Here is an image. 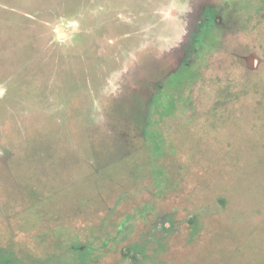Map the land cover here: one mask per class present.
Returning <instances> with one entry per match:
<instances>
[{
    "label": "rangeland",
    "instance_id": "rangeland-1",
    "mask_svg": "<svg viewBox=\"0 0 264 264\" xmlns=\"http://www.w3.org/2000/svg\"><path fill=\"white\" fill-rule=\"evenodd\" d=\"M201 2L0 0V260L264 264V0L223 6L161 157L141 128Z\"/></svg>",
    "mask_w": 264,
    "mask_h": 264
},
{
    "label": "trees",
    "instance_id": "trees-1",
    "mask_svg": "<svg viewBox=\"0 0 264 264\" xmlns=\"http://www.w3.org/2000/svg\"><path fill=\"white\" fill-rule=\"evenodd\" d=\"M236 3L237 9L234 11L235 13H242L244 17H247L248 19L252 17L251 14L254 12H260V6L262 0H217L216 3L222 7L224 5H233V3ZM259 10L256 12V9ZM225 7V6H224ZM233 7V6H232ZM202 67H203V61H191L188 65H184L182 68H180L175 74H180L181 71L184 73L185 76L184 78L177 83L176 85H171L169 81L167 84H164V87L168 89L169 99L166 102V105L168 106L167 111L162 112V111H148L145 114V118L143 120L142 124V130H143V135L146 141L149 143L150 146V153L151 155L156 154V156L161 157L163 155V144L165 142V138L161 131L157 128V124L160 121V119L170 116L172 113L176 112L179 106H184L182 105L183 103H186V98H185V93L189 92L192 90L194 85L199 82L202 78ZM184 68V69H183ZM183 69V70H181ZM173 74V76L175 75ZM171 78V77H170ZM168 78V80H170ZM162 92V89H158L157 93ZM156 93V94H157ZM157 98V96H156ZM155 100V98H154ZM145 106L151 107V103H145ZM182 108V107H181ZM185 108V107H183ZM153 112V113H152ZM156 114L158 116V119H152V115ZM188 124V123H187ZM161 169V168H160ZM162 171V169H161ZM161 176V174H160ZM130 216L126 217L129 218ZM123 223H120L119 228L121 229ZM108 241H104L103 245L106 246ZM81 245L77 246V252L80 253V256H84L85 254H88L89 251H91L90 246H85L84 248H80ZM100 246L94 247V249H100ZM4 251L3 248L0 249V252ZM10 255V254H9ZM1 263L0 264H8L10 261L9 258L6 256L5 258H1Z\"/></svg>",
    "mask_w": 264,
    "mask_h": 264
},
{
    "label": "flooded vegetation",
    "instance_id": "flooded-vegetation-1",
    "mask_svg": "<svg viewBox=\"0 0 264 264\" xmlns=\"http://www.w3.org/2000/svg\"><path fill=\"white\" fill-rule=\"evenodd\" d=\"M217 0H202L195 9L194 22L187 32V37L184 41H181L179 50L176 54V60L179 61V65L176 69L168 71L163 80H159L156 84L154 92L145 100L144 103H151L156 98L158 89H163L164 84L168 82V78L172 77L180 68L184 65H188L191 61H203V55L206 49L211 48L216 44L226 29L224 24V18L226 20V13L224 8L216 3ZM167 26V25H165ZM160 28V27H159ZM160 34H165L166 42L174 44L176 37V31L174 28L167 26L161 28ZM163 36V35H161ZM151 46L154 44L151 42ZM150 111L147 106H144V111ZM144 118V117H143ZM82 246V245H81ZM82 248V247H80Z\"/></svg>",
    "mask_w": 264,
    "mask_h": 264
}]
</instances>
